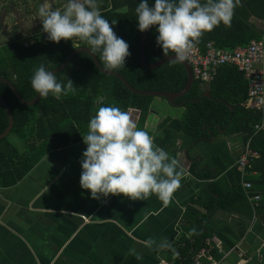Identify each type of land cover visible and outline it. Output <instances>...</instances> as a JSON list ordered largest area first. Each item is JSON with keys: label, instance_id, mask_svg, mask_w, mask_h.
Segmentation results:
<instances>
[{"label": "trees", "instance_id": "trees-1", "mask_svg": "<svg viewBox=\"0 0 264 264\" xmlns=\"http://www.w3.org/2000/svg\"><path fill=\"white\" fill-rule=\"evenodd\" d=\"M1 2L7 4L9 1ZM139 3L140 0H97L110 25L117 21L113 26L115 34L129 45L130 56L126 58L125 67L111 71L120 74L139 92L179 93L187 82L181 63L169 61L148 70L139 62L142 32L138 31L135 13ZM149 3L151 5L154 0ZM257 22L264 27V0H241L231 26L220 24L205 32L196 46L204 51L206 44L211 42L219 49H234L252 40L264 39V29L257 27ZM157 35L153 26L144 49V59L148 63L166 57L156 44ZM77 48H89V45L76 37L54 43L43 31L32 37L30 44L12 42L0 48V79L13 84L23 99L34 100L38 96L30 83L34 70L41 65L50 71L58 69ZM94 55L103 67L100 53ZM170 55L174 53L169 52ZM65 77L73 82L77 88L75 92L61 94L59 99L50 93L33 106L21 104L7 85L0 84V98L13 117L10 133L0 139V189L16 186L52 150L83 141L89 120L99 107L139 111L141 125L156 99L130 93L118 78L102 73L93 59L83 53L75 56L69 66L56 75L62 84L67 83ZM206 93L208 97H204ZM247 98L248 84L243 74L233 66H220L209 84L193 80L190 90L175 101V106L184 110L182 118L167 119L158 128L154 139L157 146L167 152H176L180 142L179 149H186L188 171L200 182L199 192L184 205L181 235L167 256L173 264L221 261L224 253L236 249L251 220L259 217L264 223V132L254 131L260 114L244 108ZM7 126L8 118L0 104V134ZM9 136L20 141L21 150L9 142ZM231 137L244 147L249 145L259 156L248 169L247 180L253 187L248 194L241 187L240 173L234 167L238 156L228 149L227 140ZM198 147H204V156L193 155ZM256 196L258 201L250 199ZM219 211L236 215L238 219L232 224L215 223L212 219ZM212 238L219 241V246Z\"/></svg>", "mask_w": 264, "mask_h": 264}, {"label": "crops", "instance_id": "crops-1", "mask_svg": "<svg viewBox=\"0 0 264 264\" xmlns=\"http://www.w3.org/2000/svg\"><path fill=\"white\" fill-rule=\"evenodd\" d=\"M28 1L31 0H20L19 5L27 6ZM32 2L37 16L39 3ZM64 3L52 6L62 8ZM6 5L0 0L1 15H7ZM19 24L17 30L21 31ZM256 26L261 28V22ZM36 34L18 33L15 40L30 44ZM154 107L153 102L141 125L140 112H133L136 125L153 140L167 120V113ZM173 108L183 116L182 107ZM181 115L173 119L169 113L168 119H181ZM154 144L157 146L155 140ZM227 144L234 156L243 154L244 146L234 137ZM179 146L176 152L168 153L180 162L184 174L181 187L168 203L155 194L135 201L119 195L94 200L79 184L80 161L87 147L84 142L52 150L16 186L0 189V264H173L167 256L181 235L184 205L199 192L200 183L189 173L186 149L181 151ZM193 155L204 156L197 149ZM237 219L236 215L220 211L214 216L217 223L232 224ZM150 238L167 239L171 247L163 251L149 248L145 242ZM212 241L219 245L216 238ZM213 264H264L262 220H251L236 249L224 253L221 261Z\"/></svg>", "mask_w": 264, "mask_h": 264}, {"label": "clouds", "instance_id": "clouds-1", "mask_svg": "<svg viewBox=\"0 0 264 264\" xmlns=\"http://www.w3.org/2000/svg\"><path fill=\"white\" fill-rule=\"evenodd\" d=\"M240 5L241 0H154L151 5L149 0H140L135 13L138 31L155 26L156 44L163 56L174 53L173 62L181 63L205 32L220 24L230 27ZM38 16L49 41L79 38L89 45L91 54L100 53L103 70L125 67L129 45L115 34L117 21L110 25L97 0H65L62 8L44 3L38 8ZM66 81L58 82L56 73L41 65L34 70L30 83L41 97L51 93L59 99L61 94L77 89L71 80ZM133 112L101 106L90 118L82 138L87 147L80 161V187L94 200L119 195L135 201L155 194L168 203L181 187L184 169L176 158L154 144L147 131L137 128ZM145 243L160 251L171 247L167 239L150 238Z\"/></svg>", "mask_w": 264, "mask_h": 264}, {"label": "built area", "instance_id": "built-area-1", "mask_svg": "<svg viewBox=\"0 0 264 264\" xmlns=\"http://www.w3.org/2000/svg\"><path fill=\"white\" fill-rule=\"evenodd\" d=\"M186 61L191 68L193 80L205 84H209L217 69L223 65L233 66L243 74L248 84V98L244 108L260 114V121L254 126V131L264 132V39L252 40L248 45L237 46L234 49H219L209 42L204 51L196 46ZM258 158V154L251 151L247 145L243 154L234 163V167L240 173L241 187L247 194L253 188L252 183L246 178L249 175L248 169ZM250 199L258 201L259 197ZM214 244L219 246L217 242ZM195 264L202 263L197 261Z\"/></svg>", "mask_w": 264, "mask_h": 264}, {"label": "water", "instance_id": "water-1", "mask_svg": "<svg viewBox=\"0 0 264 264\" xmlns=\"http://www.w3.org/2000/svg\"><path fill=\"white\" fill-rule=\"evenodd\" d=\"M151 29L152 28L142 32V35H141V38H140V43H139V48H138V59H139V62H140L141 66L144 69H148V70H154V69H156V68H158L160 66L165 65L169 61H173V59H174V55H170V56L164 57L163 59H161V60H159V61H157L155 63H148L147 61H145V59H144V49H145V44H147V40H148V37H149ZM88 49L89 48H77L68 57V59L64 62V64L62 66H60L58 69L53 70V71L56 73V75H58L59 73L63 72L69 66L70 62L73 60V58L75 56H77L78 54H81V53L87 54L93 59L95 65L99 68V70L102 73H104L106 75H109V76H112V77L118 78L122 82V84H124V86L127 88V90L130 93H132L134 95L142 96V97H154V98L167 99L168 102L171 105H173V106H175V101L177 99H180L181 97H183L190 90V87H191V85L193 83V76H192L191 68H190L188 62L184 61V62H181V64L183 65V67H184V69L186 71L187 82H186V85H185V87L183 88V90L181 92L176 93V94H165V93H156V92H139V91L134 90V88H132L120 74H118L116 72L108 71V70H103V67L100 65L97 57L95 55L91 54L90 50H88ZM0 84L7 85L10 88V91L16 97V99L21 104L26 105V106L36 105L43 98V97H41L38 94L37 98L34 99V100H25L21 96H19V94L16 92L13 84H11L10 82H8L6 80H3V79H0ZM204 97H208V93H206L204 95ZM0 104H1L2 108L4 109V111H5L6 115H7V118H8V126L0 134V139H2V138H5L6 136H8V134L10 133V131L12 129V126H13V117H12L10 108L6 105V103L1 98H0Z\"/></svg>", "mask_w": 264, "mask_h": 264}, {"label": "rangeland", "instance_id": "rangeland-1", "mask_svg": "<svg viewBox=\"0 0 264 264\" xmlns=\"http://www.w3.org/2000/svg\"><path fill=\"white\" fill-rule=\"evenodd\" d=\"M32 1H35L36 4L39 3V6L44 4V3H50L53 6H55V5H58L57 2H63L65 0H63V1H60V0H31V1H28L27 6H25L23 4L22 7L19 5L20 0L8 2L6 5L7 15H1V12H0V15H1V17H0V25H1L0 48L4 47V46H6L12 42L18 41V40H15V37L18 35V33L24 34V35H29V34H33V31H36L37 34L42 32V23L40 21L41 18L38 15L36 16L35 13H33L35 10V8H34L35 4ZM26 9L29 10L31 13L30 14L26 13V11H25ZM19 23H21L22 29L21 28L20 29L22 32L17 30V28L20 27ZM154 106L155 107L159 106V109H161L167 113L166 115H164V116H166V119L169 118L168 117L169 113H170V115L171 114L173 115V119L175 116L179 117L182 113L179 109L176 111L173 108V106L171 107L170 104L168 103V101L164 100L163 98H156L154 100ZM181 117H182V115H181ZM137 128L141 129L139 125H137ZM8 140L10 143H12L16 147L21 146L20 141L14 136H9ZM228 140H230V139H228ZM197 151L204 152V147H198ZM212 221H214L216 223L215 220L212 219Z\"/></svg>", "mask_w": 264, "mask_h": 264}]
</instances>
